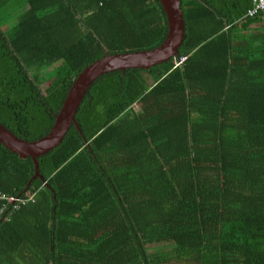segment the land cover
I'll list each match as a JSON object with an SVG mask.
<instances>
[{
  "label": "trees",
  "instance_id": "trees-1",
  "mask_svg": "<svg viewBox=\"0 0 264 264\" xmlns=\"http://www.w3.org/2000/svg\"><path fill=\"white\" fill-rule=\"evenodd\" d=\"M179 1V67L95 78L38 176L0 144V264H264V17ZM166 31L157 0H0V124L41 139L83 68Z\"/></svg>",
  "mask_w": 264,
  "mask_h": 264
},
{
  "label": "water",
  "instance_id": "water-1",
  "mask_svg": "<svg viewBox=\"0 0 264 264\" xmlns=\"http://www.w3.org/2000/svg\"><path fill=\"white\" fill-rule=\"evenodd\" d=\"M157 1L164 13L167 28L166 36L162 43L148 51L105 55L82 69L72 81L60 108L54 114V123L44 137L28 142L16 137L8 129L0 125L1 146L10 152L16 153L20 158L30 157L34 165L35 176H38L36 157L46 154L57 146L71 124L79 131L74 116L85 91L95 78L113 70L122 71L127 68L148 69L154 65L166 62L170 57L177 55L184 35L179 0Z\"/></svg>",
  "mask_w": 264,
  "mask_h": 264
},
{
  "label": "built area",
  "instance_id": "built-area-1",
  "mask_svg": "<svg viewBox=\"0 0 264 264\" xmlns=\"http://www.w3.org/2000/svg\"><path fill=\"white\" fill-rule=\"evenodd\" d=\"M250 1V8H248L242 17H264V0H249ZM186 59L185 56H182L178 59L177 65L182 63ZM0 199L8 200V201H15V199H11L10 197H5L3 194L0 193Z\"/></svg>",
  "mask_w": 264,
  "mask_h": 264
},
{
  "label": "clouds",
  "instance_id": "clouds-1",
  "mask_svg": "<svg viewBox=\"0 0 264 264\" xmlns=\"http://www.w3.org/2000/svg\"><path fill=\"white\" fill-rule=\"evenodd\" d=\"M179 4H180V1H179ZM251 5V4H250ZM236 24H238V21H236ZM123 54V53H122ZM110 55H113V54H110ZM104 57V56H103ZM180 57H182V56H178V55H175V56H173V57H170L169 59H172V68H177V67H179L182 63H180V64H176L177 63V61H178V59L180 58ZM186 57V56H185ZM168 59V60H169ZM167 60V61H168ZM95 61H97V60H95ZM95 61H93V62H95ZM185 61V60H184ZM183 61V62H184ZM92 62V63H93ZM91 63V64H92ZM87 67V66H86ZM84 69V68H83ZM128 69V68H127ZM102 75V74H101ZM145 81V84H144V87L145 88H147V89H145L144 90V93H146V94H148V92L150 91V89L153 87V85H154V83L153 82H151V81H149V80H144ZM92 83V82H91ZM90 86V85H89ZM143 103V101H134V102H132L131 104H130V109H127V111H128V115L127 116H131L135 111H137L138 109H139V107H140V103ZM80 105V104H79ZM79 107V106H78ZM124 115H126V114H124ZM1 125V124H0ZM1 193V192H0ZM2 194V193H1ZM5 197H8V196H5ZM11 199H15V198H13V197H10ZM4 200V199H3ZM8 201V200H7ZM15 201H16V199H15ZM15 201H8V202H10V203H14Z\"/></svg>",
  "mask_w": 264,
  "mask_h": 264
},
{
  "label": "crops",
  "instance_id": "crops-1",
  "mask_svg": "<svg viewBox=\"0 0 264 264\" xmlns=\"http://www.w3.org/2000/svg\"><path fill=\"white\" fill-rule=\"evenodd\" d=\"M255 27H256V24H253V25L250 26L251 29H253V28H255ZM142 106H144V102H143V103H142V102L140 103V107H139V109H138L137 111H135L132 115H136L139 111H141ZM132 115H131V116H132Z\"/></svg>",
  "mask_w": 264,
  "mask_h": 264
},
{
  "label": "rangeland",
  "instance_id": "rangeland-1",
  "mask_svg": "<svg viewBox=\"0 0 264 264\" xmlns=\"http://www.w3.org/2000/svg\"><path fill=\"white\" fill-rule=\"evenodd\" d=\"M45 86V84H43V86H41V88H43Z\"/></svg>",
  "mask_w": 264,
  "mask_h": 264
}]
</instances>
